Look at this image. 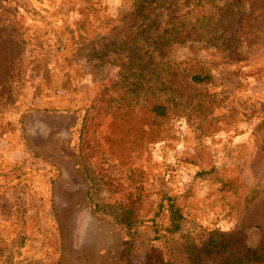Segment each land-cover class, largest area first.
Returning <instances> with one entry per match:
<instances>
[{
	"label": "rangeland",
	"instance_id": "374dc122",
	"mask_svg": "<svg viewBox=\"0 0 264 264\" xmlns=\"http://www.w3.org/2000/svg\"><path fill=\"white\" fill-rule=\"evenodd\" d=\"M130 2L0 0V264H264V0H205L159 55ZM165 81L185 112L140 164L182 207L173 234L145 220L156 194L132 229L93 211L76 146L100 86Z\"/></svg>",
	"mask_w": 264,
	"mask_h": 264
},
{
	"label": "trees",
	"instance_id": "16d2710c",
	"mask_svg": "<svg viewBox=\"0 0 264 264\" xmlns=\"http://www.w3.org/2000/svg\"><path fill=\"white\" fill-rule=\"evenodd\" d=\"M204 2L131 0L130 9L147 26L149 42L154 44L151 52L159 55L166 49L165 41L178 32L182 40H190L186 24L181 25L183 22L197 17L211 19ZM186 80L200 85L209 83L211 76L198 70L189 73ZM168 85L165 81L156 87L149 86L141 94L122 89L115 82L100 86L85 106L78 128L77 155L88 180L86 198L93 211L108 213L116 224L127 229H132L141 219L142 200L156 194L159 199L153 215L145 220L153 223L163 211L166 218L162 229L170 234L181 231L182 207L167 192L158 189L152 192L145 187L140 164L144 143L148 139H161L166 131L164 121L170 122L185 112Z\"/></svg>",
	"mask_w": 264,
	"mask_h": 264
}]
</instances>
